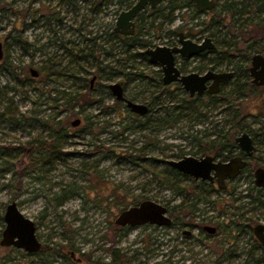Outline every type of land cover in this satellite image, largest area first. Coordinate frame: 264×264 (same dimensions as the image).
I'll use <instances>...</instances> for the list:
<instances>
[{"label":"rangeland","instance_id":"374dc122","mask_svg":"<svg viewBox=\"0 0 264 264\" xmlns=\"http://www.w3.org/2000/svg\"><path fill=\"white\" fill-rule=\"evenodd\" d=\"M2 1L0 239L6 207L16 201L35 222L42 249L31 254L0 245V264H109L114 249L123 255L124 264H247L251 234L234 228L242 223H264V208L242 197L254 180L255 169L264 167V130L259 131L264 127V86L253 87L249 80L243 96H221L223 99L215 105L202 101L195 109L185 110L176 121L173 114L171 122L157 123L166 111L177 112L176 106L186 98L173 86L158 90L160 68L140 57L130 60L131 71L143 73L146 78L129 81L122 75L100 72L91 58L74 62L68 53L73 46L87 47L89 52L90 38L101 34L102 39L97 41L102 42L104 33L110 32L109 24L115 26L120 11L137 0L121 7L118 0H111L110 6L99 12H91L86 0H5L22 10L18 20L8 5L2 7ZM171 1L164 0L161 5ZM225 2L217 0L212 11L202 13H196L192 6L177 9L173 19L157 16L155 26L151 22L156 15L152 16V9L147 8L135 20L134 36L140 42L133 52L179 44L181 31L200 42L208 36L206 26L214 16L220 22L221 18L226 20L221 27L225 26L224 32L230 31L227 43H236L223 47V51H230L234 65L246 64L249 45L264 37V14L247 9L244 14L233 16L222 11ZM117 9L120 10L115 14ZM168 11L167 8L166 14ZM52 13H59L62 21L57 22L55 15L49 20ZM15 24L20 25V31L13 29ZM17 32L34 47L24 50L12 45V67L6 68L10 34ZM146 41L151 46H144ZM117 45L116 68L123 69L125 47L120 42ZM178 64H183L182 59H178ZM201 65L206 64L192 58L185 68L190 72ZM44 67L47 72L61 74L49 78ZM66 67L76 72L72 74ZM32 68L40 71L39 77L31 74ZM231 68L233 64L225 61L216 71ZM92 79L95 80L90 88ZM115 82L126 88L127 97L148 105V114H134L126 103L117 101L109 89ZM70 99L75 104L73 109L68 108ZM236 112L240 118L235 122ZM77 119L80 123L74 126ZM144 120H149V127L141 125ZM238 122L258 136L248 170L230 184V192L235 190L236 194L204 192L207 200L201 201L192 193L197 208L179 212L176 205L185 194L195 192V183L181 177L176 184L167 160H179L183 155H215L214 141L219 131H227ZM44 142L56 144L58 155L44 157L40 153ZM239 151L238 146L235 152ZM177 186L185 187L182 196L174 195L173 188ZM148 199L166 205L172 219V214H179L178 220L171 226L116 224L123 210ZM207 225L216 227V232L205 231ZM186 230L191 233L186 234Z\"/></svg>","mask_w":264,"mask_h":264},{"label":"water","instance_id":"95a60500","mask_svg":"<svg viewBox=\"0 0 264 264\" xmlns=\"http://www.w3.org/2000/svg\"><path fill=\"white\" fill-rule=\"evenodd\" d=\"M195 7L201 12L212 11L216 6L215 0H191ZM164 0H137L131 7L121 10L114 26L118 34L133 36L136 31L135 19L147 7L155 9ZM217 45L210 36L204 37L201 42L194 41L186 36L184 32L179 33V44L174 46L157 45L149 47L144 52L148 55L150 62L160 66L163 70L162 81L165 85L178 81L191 96L203 95L206 91L211 94L221 92L222 85L233 78L234 71L208 70L203 74L192 72L182 74L177 66V56L192 58L206 50H216ZM4 57L3 44L0 42V60ZM31 73L37 76L38 72L32 68ZM251 81L257 86H264V55L256 53L251 58L249 67ZM210 83V85H208ZM115 98L124 101L128 108L139 115H146L149 106L144 103L133 101L125 96L124 87L115 82L109 85ZM80 123L77 119L73 122L76 126ZM236 143L245 153L246 158L251 157L256 149L252 135L244 131L236 136ZM242 156H234L227 161L216 160L211 155L203 157L185 156L179 160H167V164L194 179L203 181H217L220 188L226 187L227 180L237 178L246 167L248 161ZM254 183L257 187H264V167H258L254 172ZM5 228L2 231L0 245L3 247H16L34 254L42 249V242L37 235L35 222L27 217L19 208L16 201H12L6 207L4 213ZM122 227H138L145 224L158 226H171L173 219L169 215L168 207L161 202L144 200L136 205L123 210L115 220ZM209 233L214 234L216 227L205 226ZM253 232L264 247V223H258L253 227ZM186 234L191 232L186 230Z\"/></svg>","mask_w":264,"mask_h":264},{"label":"trees","instance_id":"16d2710c","mask_svg":"<svg viewBox=\"0 0 264 264\" xmlns=\"http://www.w3.org/2000/svg\"><path fill=\"white\" fill-rule=\"evenodd\" d=\"M2 7L6 4L9 6V8H11L15 14L16 19H20L21 14L23 13L22 10L18 9V8H14L13 3L12 2H6L5 0L2 1ZM89 7V10L92 12H99L103 7H109L110 6V2L111 0H86L85 1ZM132 0H118V4L119 7H121L122 5L125 4H131ZM0 6H1V0H0ZM194 7L196 13H202L201 11H199L194 3L191 0H182V2L178 3L177 0H172L168 5L166 6H158L155 9H152L151 11V15H156L153 19V21L151 22L152 26H155V22L157 19V16L160 15H165L167 18L173 19V14L177 9L180 8H188V7ZM168 8V13L166 14V9ZM247 9L250 10H255L257 11V13L259 14H264V0H248V3H244L243 1H237V0H226V2L223 5L222 11L225 13H231L233 16L235 15H242L244 14V12H246ZM120 9H117V12L115 14H117L119 12ZM37 11V10H36ZM34 11V12H36ZM145 11V10H144ZM33 12V13H34ZM35 14V13H34ZM53 15H55V20L57 22H61L62 21V17L59 16V13H52L49 14V20L52 19ZM34 16V15H33ZM138 16H142V13H140ZM216 17H212L210 22L208 23V26H206L207 29V33L208 36H210L213 41L216 43L217 45V49L216 50H206L204 52H202L201 54L198 55V58L204 62V64L206 65H201L199 67H197L200 70H205L206 68H212V69H216L218 66L223 65V63L226 61L228 63V65L233 64V68H231L234 71V76L233 78L229 79L222 87V90L219 94L215 95L212 99L209 100L210 104H217L218 102H220L223 97L221 96H229L236 94L238 96H243L244 93V86L247 85L249 82V80H251L250 77V73H249V67H250V63H251V58L254 54L256 53H261L264 55V37L263 35L259 38L258 40L253 41L250 45H249V49L251 50V52L245 57L246 59V64L242 65V64H236L234 65V63L232 62V57L233 55L230 54V51H223V47H232V45H235L233 43H227L228 42V35L230 31H222V29H224L225 26L221 27L222 25L226 24V20L224 18H221L222 22H220V20H216ZM262 21L264 22V17L262 19ZM221 23V25H220ZM223 23V24H222ZM260 24V23H259ZM214 27H216V29H214ZM20 25H14L13 29L15 31H20ZM109 28H110V32L108 33H104L105 37L103 39L102 42H98L97 40L100 41V39H102L101 34L100 35H96L94 36L92 39L90 38V41L92 42L91 46H90V51L87 50V47H83L81 49L76 48L75 46H73L71 49H68V53H70V56L73 58L72 61L75 62L76 61H88L90 58L92 59V64L100 71V72H104V74L110 75V76H116V75H122L124 76L127 80H135V79H143L146 78V76L143 73H133V71H131L132 67L129 66H133L132 64L129 65L128 62L130 60H136L137 58H143L144 60H146L148 63L150 62L149 57L145 54L144 51H135L133 52V48H135L136 44L138 45V43L140 42L139 39H137L135 36H124L122 37L121 35H119L118 33H116L114 31V25L113 23L109 24ZM92 32V31H90ZM176 32V31H175ZM204 32V31H203ZM21 32H17V34L15 35H11L10 37L12 39L11 42L8 43L7 48H8V55L7 58L5 60V64H7L6 68L12 67V63L10 61V47L12 45H18L21 48H23L24 50H28L31 47H34V44L29 43L27 40H25L21 35ZM255 39V38H253ZM120 42L122 44V46H124L125 48L123 49L122 52V59L125 61L124 64L122 65L123 69H119L116 68L117 66V62H119V59L116 60V56H119V54L117 53V49H118V45L117 43ZM219 42V45H218ZM230 42V41H229ZM227 43V44H226ZM261 43V47L258 48V44ZM141 44V43H140ZM144 46L148 47L151 46V42L146 41V44H144ZM39 50H41V48H38ZM216 53L215 57H212V54ZM100 56H103L104 59L100 60ZM103 62H105L104 65ZM115 63L113 65H110L112 63ZM83 67V65L81 66ZM46 67H44L43 69L46 71L45 69ZM66 69L69 71L70 67H66ZM109 70L108 72L106 70ZM129 69V70H127ZM127 70V71H126ZM72 71V74H74V70H70ZM47 74V77H51L54 74H58L60 75L61 73L58 72H53V71H46L45 72ZM32 74V73H31ZM63 74V71H62ZM159 86H158V90L161 92L162 90L167 88L164 86L163 81H162V75H159ZM231 91H227L230 87H232ZM253 87H255V85L252 84ZM90 87V86H89ZM75 99L77 97H74ZM158 95H155L154 99H157ZM72 99V98H71ZM70 100H67V104H68V108L73 109V107L75 106L74 103L71 102ZM202 99L200 98H194V99H189V98H185L183 99V103H180L179 105L176 106L177 112L175 111V109L172 112H168L166 111L165 115L160 118L159 120H157V123H169L171 122L169 119L173 116V114H176L175 117V121L176 119L178 120L180 117H182V113L185 110H190V109H195L197 106H200L202 103ZM240 118V115L238 112H236L234 114L233 117V121H237ZM154 123V122H153ZM141 125L145 126V127H149L150 122L149 120H144L141 121ZM264 130V127L259 128V131ZM246 131V128L244 127L243 124H241L240 122H238L236 125H232L231 128H228L227 131H219V135L218 137L215 139L214 142L217 143L216 148H217V155L219 156H223L226 155V152L228 151L229 153H234L236 151V148L238 147L237 143H236V135L237 133H242ZM247 132H249L255 142H256V137L258 136L255 131H251V130H247ZM240 133V134H241ZM41 151L40 153L43 154L44 157L46 158H50L51 156H56L58 154H56V144H52V143H48V142H44L41 143ZM169 171L172 173L173 178L176 181L180 180L181 177L184 178H188L187 176H184L181 172H179L178 170L170 167ZM190 181H192L193 183H195V192H191L190 194H185L184 196V200L176 205L175 208L178 209L179 212H182L185 209H188L189 211L195 210L197 207V203L193 202V200L191 199L192 197V193H194L193 195H196V197L198 198V200L201 201H206L207 199L205 197H203V193H207L210 194L212 192H214V188L213 186H211L209 183L205 182V183H196L194 179H190L188 178ZM185 187H181V186H177L175 188H173L174 190V195L175 196H182L184 194V189ZM198 191V193H197ZM246 193L242 196L243 199H247L249 203H256L258 204L259 207L264 208V190L261 188H257L254 184V181L251 180V185L248 186L245 189ZM236 194L235 190L233 191L232 195ZM239 198H235V201H238ZM192 200V202L190 201ZM188 201H190V204H188ZM187 204V205H185ZM178 215L179 214H172L173 217V222H176L178 220ZM182 224H184L182 222ZM255 225L252 222L249 223H242L241 225H235L234 230H239L240 232L242 231H246V232H250L251 234V239H252V243L250 245L249 250L246 253V257H245V262L247 264H250V261H253V264H264V247L261 245V243L258 241V239H256L254 232H253V227ZM44 248L47 249V247L44 246ZM105 264V263H104ZM109 264H124L123 261V255L120 254V251L117 249L113 250L112 253V260Z\"/></svg>","mask_w":264,"mask_h":264},{"label":"flooded vegetation","instance_id":"af4514ba","mask_svg":"<svg viewBox=\"0 0 264 264\" xmlns=\"http://www.w3.org/2000/svg\"><path fill=\"white\" fill-rule=\"evenodd\" d=\"M216 1V3H217V0H215ZM147 8H149V7H147ZM146 8V9H147ZM145 9V10H146ZM138 17V16H137ZM136 20V19H135ZM135 23H136V21H135ZM136 30H137V27H136ZM135 33H136V31H135ZM119 35H121L122 37H124V36H126V35H123V34H119ZM135 35V34H134ZM133 35V36H134ZM187 36V35H186ZM179 42V41H178ZM201 42V41H200ZM175 45H178V44H175ZM171 46H174V45H171ZM148 56V55H147ZM192 58H196V59H199L198 58V56H195V57H192ZM192 58H184V57H182V56H177V66L179 67V69L181 70V73L182 74H189V73H192V72H197V73H200V74H203V73H205L206 71H208V70H213V71H216V69H212V68H207L206 69V71L205 72H203L204 70H200V69H198L197 67H195V70L194 71H190V72H188L187 71V69L185 68V67H187L186 65L189 63V62H191V59ZM178 59H182V61H183V64L182 65H179L178 64ZM200 60V59H199ZM151 63V62H150ZM152 64V63H151ZM152 65H154V64H152ZM154 66H157V65H154ZM158 68H160V70H161V75H162V78H163V70H162V68L160 67V66H157ZM37 72H38V74H37V76H35V77H39L40 76V71H38L37 70ZM94 80L95 79H92L91 80V82H90V88H92L93 87V84H94ZM227 82V81H226ZM225 82V83H226ZM224 83V84H225ZM251 83H252V81H251ZM164 84V83H163ZM223 84V85H224ZM253 84V83H252ZM208 85H210V83H208ZM223 85H222V87H223ZM253 85H255V84H253ZM164 86L166 87V88H169V87H171V86H173V87H176V88H178V90H180L182 93H184L185 95H186V98H189V99H194V98H200V99H202V100H204V101H207L208 100V102H209V100L210 99H212L215 95H217V94H211V93H208L207 91L203 94V95H198V94H195L194 96H191L190 94H189V92H187L184 88H183V86H182V84L180 83V82H178V81H175V82H172L171 84H168V85H165L164 84ZM124 87V86H123ZM255 87H263V86H257V85H255ZM110 89V88H109ZM222 90V89H221ZM124 91H125V96H126V88L124 87ZM113 94V93H112ZM219 94V93H218ZM127 97V96H126ZM127 98H129V97H127ZM130 99V98H129ZM131 100H133V99H131ZM117 101H119V100H117ZM134 101V100H133ZM120 102H124V101H120ZM125 103V102H124ZM210 105H215V104H210ZM134 113V112H133ZM134 114H138V113H134ZM148 114V113H147ZM139 115V114H138ZM141 116H144V115H141ZM76 121V120H75ZM79 125V124H78ZM77 126V125H76ZM253 137V136H252ZM254 139V138H253ZM254 142H255V140H254ZM256 145V144H255ZM216 145H214V147H215ZM216 150H217V148H216ZM211 152H213V151H211ZM212 154V153H211ZM218 153H217V151H216V153H215V155L214 154H212L211 156H213V157H215L216 158V160H222V161H227V160H229V159H231L232 157H234V156H242V157H244V158H246V156H245V153L243 152V151H241V149H240V151L239 152H234V153H229L228 151L226 152V155H223V156H219V155H217ZM198 155H200V154H198ZM197 155V156H198ZM203 156H205V155H207V154H202ZM254 155V154H253ZM253 155L251 156V157H253ZM185 156H191V155H183L182 156V158H184ZM203 156H200V157H203ZM251 157H248V158H246L247 159V161H248V163H247V165H246V167L243 169V171H242V173H244V172H246L247 170H248V168H249V159L251 158ZM181 159V158H180ZM258 168V167H257ZM256 168V169H257ZM255 169V170H256ZM255 172V171H254ZM241 173V174H242ZM183 174V173H182ZM240 174V175H241ZM184 176H187L188 178H190V179H194V178H192V177H190V176H188V175H186V174H183ZM187 178V179H188ZM236 179V178H235ZM195 180V182L196 183H205V182H207V183H209L211 186H213V188H214V192H217V193H222V192H230V184H231V182L234 180H227L226 181V187L225 188H220L219 187V185H218V183H217V181L215 180V181H203V180H197V179H194ZM254 181V180H253ZM255 184V183H254ZM256 186V185H255ZM257 187V186H256ZM257 188H261V189H263L264 190V187H257ZM235 189V188H234ZM234 191V190H233ZM233 191H231L230 192V194H232L233 193ZM168 212H170V210H169V208H168ZM204 230L205 231H207L205 228H204Z\"/></svg>","mask_w":264,"mask_h":264}]
</instances>
